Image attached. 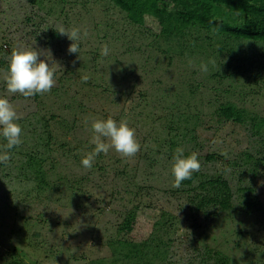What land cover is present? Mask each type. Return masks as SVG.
I'll use <instances>...</instances> for the list:
<instances>
[{"label": "rangeland", "instance_id": "1", "mask_svg": "<svg viewBox=\"0 0 264 264\" xmlns=\"http://www.w3.org/2000/svg\"><path fill=\"white\" fill-rule=\"evenodd\" d=\"M73 27L88 32L79 54L57 32ZM159 32L152 16L133 23L112 0H0V98L16 110L23 141L0 163V264H135L119 240L143 243L139 264H264V166H254L264 157V123L255 133L248 118L264 120V43L200 31L199 47L178 54L165 51ZM13 49L41 53L55 70L50 92L7 91ZM209 60L215 65L204 73ZM225 102L245 110L242 123L218 118ZM109 117L128 121L140 150L130 159L110 150L86 169L91 122ZM177 148L201 165L187 192L172 187ZM246 153L254 158L244 162ZM39 169L47 181L40 189ZM218 174L231 206H199V182Z\"/></svg>", "mask_w": 264, "mask_h": 264}, {"label": "trees", "instance_id": "2", "mask_svg": "<svg viewBox=\"0 0 264 264\" xmlns=\"http://www.w3.org/2000/svg\"><path fill=\"white\" fill-rule=\"evenodd\" d=\"M115 5L126 11L129 20L133 23H143L145 15L152 16L156 19L160 26V32L156 35L158 40L167 44L165 51H173L178 54H184L192 51L195 47H199L196 39L200 38L199 32L206 31L216 34L225 39L234 40L236 43L243 41H251L253 43H264V0H112ZM196 35L194 36V34ZM207 41L208 38L205 37ZM187 44L190 46H187ZM224 47L219 45L218 53H222ZM195 50V49H193ZM245 58V57H244ZM247 59V58H245ZM231 60H227L225 67L229 66ZM218 62L216 66L219 64ZM220 63L219 65H221ZM243 66V65H240ZM234 72H239L240 67ZM248 69V66H246ZM249 70V69H248ZM243 71V70H242ZM249 78L254 81L260 78V71L250 70ZM216 115L219 119H225L232 122L242 123L246 118L245 110L239 108L232 102L219 104L216 109ZM252 129L255 133L263 126L264 120L257 119L256 116H249ZM212 157V156H211ZM254 157L246 153L244 162L251 161ZM258 164L264 166V157H255L254 166ZM39 181L35 187L40 189L47 185L44 180V174L41 169ZM37 171V172H38ZM198 172H194L191 179L182 182L183 191L185 186H190L197 177ZM198 187L201 192L195 194V198L199 199V206L211 204L214 208L220 210L227 209L231 206V191L228 183L222 178L221 174L215 177L202 179ZM190 189V188H189ZM193 190L195 189L192 188ZM130 220H125L123 228L129 227ZM129 244V243H128ZM116 248L126 250L123 257L132 260L135 264H139L144 256L142 245L133 243L131 247H127L125 241L119 240ZM116 259L121 258L115 254ZM219 257L217 258V260ZM220 260V259H219ZM203 261H205L203 259ZM115 261L106 262L103 259H96L91 264H116ZM224 262V261H222ZM16 264H21L20 261ZM143 264H153L150 260Z\"/></svg>", "mask_w": 264, "mask_h": 264}, {"label": "clouds", "instance_id": "3", "mask_svg": "<svg viewBox=\"0 0 264 264\" xmlns=\"http://www.w3.org/2000/svg\"><path fill=\"white\" fill-rule=\"evenodd\" d=\"M66 36L72 43L67 51L70 54H79V41L88 36L87 30L81 33L77 27L71 29L60 28L57 31ZM109 48L105 44L101 49V55L107 56ZM50 56V51L47 52ZM79 58V55H78ZM215 65L214 60L201 63L200 70L209 72L208 65ZM90 76H81V82L86 83ZM7 91L10 94H20L25 98L37 94L43 95L50 92L55 85V70L45 59H41V53L35 49H13L8 60L6 77ZM19 117L13 105L7 98H0V138L5 141L3 149L0 150V163L7 164L11 159L10 150L18 147L22 141V128L17 123ZM91 144L92 150L81 159V165L91 169L95 159L100 154H108L114 150L122 158H134L140 150V143L136 138L135 129L129 127L127 120L117 122L113 118L96 119L91 122ZM227 158V153H221ZM200 162L197 154L192 152L185 156L182 148H177L172 157L171 175L173 177V188H179L185 180L191 179L194 172L200 170Z\"/></svg>", "mask_w": 264, "mask_h": 264}]
</instances>
